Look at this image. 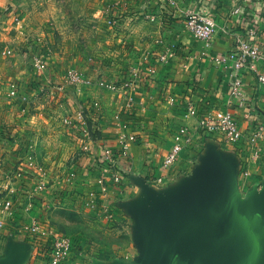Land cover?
I'll return each instance as SVG.
<instances>
[{
    "label": "crops",
    "instance_id": "0c3cea01",
    "mask_svg": "<svg viewBox=\"0 0 264 264\" xmlns=\"http://www.w3.org/2000/svg\"><path fill=\"white\" fill-rule=\"evenodd\" d=\"M133 4L131 18H123L115 32L97 30L93 35L86 52L94 63L78 69L88 84L67 85L65 73L72 69L51 65L42 50L39 60L47 65L39 71V85L27 83L24 76L10 82H17L21 95L29 98L31 111L21 117L9 106L8 83L1 82L0 187L25 147L37 142L45 188L29 217L18 210L5 212L0 196V264H47L35 254V240L24 229L31 219L77 241L79 251L64 264H264V139L238 149L222 136L205 143L195 120L183 111L189 100L200 108L227 109L245 134L251 122L264 124V85L245 75L242 97L231 96L232 71L213 60L234 47L237 34H246L244 18L258 21L257 40L264 49V0ZM238 6L242 16L234 13ZM32 8L21 5L20 22L10 34L25 41V47L30 37L49 36L46 28L39 29V7ZM194 11L214 18L217 32L210 40L196 39L186 29V16ZM18 62L12 60L1 72L16 77L25 71ZM136 67L140 81L131 104L127 95L99 84L118 83ZM32 88L39 98L31 97ZM65 118L71 126L64 124ZM181 127L191 142L164 167ZM121 132L134 139L127 142L129 178L117 184L100 179L96 163L104 147L117 145ZM69 172L75 173L70 182ZM60 213L89 220L104 238L93 242L76 232H59L55 222ZM111 232L119 238L109 240Z\"/></svg>",
    "mask_w": 264,
    "mask_h": 264
},
{
    "label": "built area",
    "instance_id": "2783aa9c",
    "mask_svg": "<svg viewBox=\"0 0 264 264\" xmlns=\"http://www.w3.org/2000/svg\"><path fill=\"white\" fill-rule=\"evenodd\" d=\"M169 2L171 3L173 0H169ZM234 13L242 16L241 7H236ZM242 20H245L244 23L248 27L246 34H237L234 47L213 59L218 65H225L232 71L233 81L230 95L239 98L242 97V79L245 75L255 76L259 85H264V72L262 71L264 69V49L257 40L261 36L257 28L259 23L258 21L255 24L251 23L246 18ZM185 25L188 32L199 40H210L217 32V25L213 17L195 11L187 14ZM33 66L40 71L44 67V63L37 60ZM154 72V69H148L149 75ZM139 81L140 68L136 67L127 70L118 83L104 84L100 82L99 84L112 93L127 95V104H131L132 93L138 88ZM65 83L74 87L88 84L77 71H67ZM8 89L9 97L13 102H19V115L22 117L29 114L31 111L28 107L29 102L21 95L20 85L17 82L10 83ZM94 107L98 108V103H95ZM183 111L185 116L195 120L200 139L205 143L215 140L217 136H222L226 144L238 149L242 144L256 145L264 139V124L251 122L248 125V132L245 134L239 129L234 115L227 109L219 111L213 108L207 109V107L200 108L194 101L189 100L183 106ZM63 122L65 125L71 126L70 119L65 118ZM125 128L124 125L122 129ZM133 139V136L121 132L117 136L115 147L109 145L102 149L96 163V168L101 173L100 179L107 177L114 183L120 184L129 178L125 158L127 142ZM11 140L17 139L12 138ZM190 142L187 129L179 128L174 137V144L163 161V166L171 165ZM82 149L86 151L87 148L83 147ZM258 155V151L253 154L254 157ZM44 176L45 169L39 162V155L34 145L26 146L24 156L19 158L13 169L2 178L1 208L9 214L18 210L29 217V213L34 211L40 193L45 188ZM74 177L75 173L69 172L67 181L70 182ZM99 183L102 190L105 191L102 181ZM24 229L35 240V254L43 257L47 264H64L79 251L77 241L73 237L60 234L50 227H42L36 219H31V223Z\"/></svg>",
    "mask_w": 264,
    "mask_h": 264
},
{
    "label": "rangeland",
    "instance_id": "374dc122",
    "mask_svg": "<svg viewBox=\"0 0 264 264\" xmlns=\"http://www.w3.org/2000/svg\"><path fill=\"white\" fill-rule=\"evenodd\" d=\"M134 1L146 2L148 0H0V84L5 82L9 85L11 81L20 82V76H24L28 77L29 82L27 83L39 85L41 74L33 64L39 60V52L42 50L47 55L44 60L56 67H65L78 72L83 65L93 64L94 61L87 53L88 45L93 41L91 40L93 35H96L97 30L100 31L99 33L115 32L123 18H131L132 11L136 9L132 7ZM22 4H27L28 7L33 6L32 10L39 7V29L42 30L44 27L46 31H49V36L45 33L44 36H39V39L30 37L28 42L26 41L27 47L23 45L25 41L18 42L10 38L11 32L14 31L13 26H17L20 22ZM119 10L123 11L121 16L118 14ZM98 43H104V41ZM15 59L22 64V68L25 67V71L16 73L17 76L15 74L16 77H12L11 80L7 78L8 74L5 76L7 72L2 73L1 71H6L2 70L4 66ZM47 62L44 61V66ZM0 91H2L1 85ZM29 92H32L33 99L39 98L35 88L30 89ZM6 97L9 98V106H14V113L19 115L20 105L18 103L13 105V100L9 97V89ZM23 97L29 99L26 96ZM34 140L39 141V136ZM14 144L11 142L12 146ZM36 145L38 146L37 142L35 149ZM58 206L51 207L50 212L57 211ZM92 210L98 212L93 208ZM55 224L56 227H54L61 233L76 232L93 242L104 238L105 235L103 231L91 227L89 220L75 213L58 214ZM106 237L115 241L119 238V234L111 232Z\"/></svg>",
    "mask_w": 264,
    "mask_h": 264
}]
</instances>
